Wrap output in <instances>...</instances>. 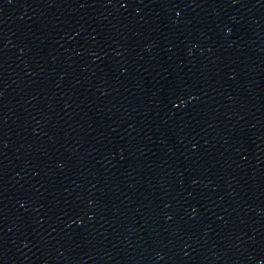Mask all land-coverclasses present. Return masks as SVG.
I'll return each instance as SVG.
<instances>
[{"label": "water", "instance_id": "1", "mask_svg": "<svg viewBox=\"0 0 264 264\" xmlns=\"http://www.w3.org/2000/svg\"><path fill=\"white\" fill-rule=\"evenodd\" d=\"M0 264H264V0H0Z\"/></svg>", "mask_w": 264, "mask_h": 264}]
</instances>
